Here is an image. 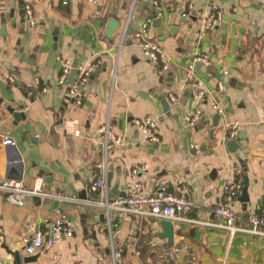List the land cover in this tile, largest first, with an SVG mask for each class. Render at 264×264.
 Wrapping results in <instances>:
<instances>
[{"label": "crops", "instance_id": "1", "mask_svg": "<svg viewBox=\"0 0 264 264\" xmlns=\"http://www.w3.org/2000/svg\"><path fill=\"white\" fill-rule=\"evenodd\" d=\"M190 2L204 14L208 4L217 5L222 12L217 27L202 31L200 17H184ZM31 5L34 26L25 19L23 0H0V179L22 181L27 189L40 183L43 193L69 199L29 196L18 207L0 196V264H264V236L231 233L213 213L227 200L240 217L235 227L249 229L248 217L259 216L264 205V0H31ZM144 24L148 39L168 59L165 77L152 70L137 45L135 34ZM201 56L210 64L195 63V77L207 91L197 98L185 71ZM61 61L72 69L95 67L75 100L68 95L75 72L71 82L68 75L66 84L58 83ZM214 100L222 115L213 110ZM9 108L24 117L14 124ZM197 112L198 120L187 127L186 118ZM142 119L155 123L158 142L136 128L134 122ZM106 124L123 140L104 161L98 129ZM232 124L238 125L237 140L243 133L234 151L227 147ZM134 165L147 167L138 175L146 194L158 186L176 194L186 186L195 206L184 216L190 221H171L173 245L187 247L195 260L164 256L173 245L157 237L160 220L115 213L108 229L105 216L100 218L103 209L89 204L104 197L90 189L95 181L105 182L109 200L125 195ZM238 177L242 190L227 199L221 187ZM57 211L65 214L72 236L44 245L32 262L22 260L24 250L16 259L12 246L22 247L31 227L47 236Z\"/></svg>", "mask_w": 264, "mask_h": 264}, {"label": "built area", "instance_id": "2", "mask_svg": "<svg viewBox=\"0 0 264 264\" xmlns=\"http://www.w3.org/2000/svg\"><path fill=\"white\" fill-rule=\"evenodd\" d=\"M25 19L30 26L36 24L34 18L31 0H23ZM156 9V17L161 16V12L158 8V4L154 2ZM209 12L204 14L199 10L195 9L192 2L188 3V13L183 15L190 17H200L202 21V31H208L212 28L217 27L218 23L222 20V12L214 3L208 4ZM137 40V45L139 46L143 57L151 66L152 70L157 74H161L164 77L169 71L168 59L163 52L161 46L152 42L147 36V25L144 24L140 30L135 34ZM200 62L203 65H209L210 61L206 56H201L193 60L185 71V81L190 87V94L193 97H202L207 94L202 83L195 77V63ZM93 66H79L73 69L76 78L72 81L69 86L68 95L74 100L77 98L79 90L81 87L89 80L93 70ZM72 70L68 61H61V71L58 76V83L64 85L67 83V78L69 72ZM10 82H14L13 77H8ZM219 91H222V86L219 84ZM169 96V101L172 103L177 102V98L171 95ZM213 110L218 114L222 115L223 110L219 106L217 100L211 103ZM198 112L190 117L186 118L187 127H193L198 120ZM264 119V112H263ZM69 124V122H66ZM136 128L141 131L148 141L152 143L158 142V137L156 135L157 127L155 123L150 119L136 120L134 122ZM228 130V139L235 140L237 138L238 125H230ZM98 133L102 135L103 143V158L106 160L108 152H110L115 146L122 144V137H118L109 131L108 125H103L99 127ZM78 134V132H76ZM197 149L196 145H193ZM147 169L146 165H134L128 173V183L127 192L124 196H115L112 200L107 197V187L103 181H95L91 184L90 189L92 191H101L104 195L102 200L99 201H88L89 204H97L103 209L105 216L106 227L110 229L111 218L115 213H124L131 216H148L158 220H183L190 221L184 218L191 209L194 208L193 201L188 198L185 194L187 192L186 186L181 184L177 189V193H170L166 190L164 186H158L150 194L144 192L143 184L138 180L139 173ZM240 169H236L235 174L240 175ZM242 190L241 178L238 177L235 181L224 184L221 187V194L226 196L227 199H235ZM0 196L4 200L12 205L22 207L27 197L37 196L40 198H53L55 200L65 201L69 199L68 197L60 193H43L40 190V183L34 186L32 189H27L24 187L22 181L11 180V179H0ZM213 213L215 219L226 229H229L231 233L235 231H245L252 234H258L264 236V205L262 207L259 216L251 215L248 217V222L250 223L249 229L237 228L236 224L240 221L238 214L231 208L229 201L224 200L214 207ZM31 235L27 238H23V246L28 244L24 253L26 256H33L42 251L44 245L53 246L60 241V238L65 235L71 237L73 234L72 229L68 225V220L64 213L57 211L54 218L48 224V234L45 232L34 231L31 227ZM184 254L190 257V260H195V256L189 253L187 247L185 246H170L164 250V256L175 257L176 255Z\"/></svg>", "mask_w": 264, "mask_h": 264}, {"label": "water", "instance_id": "3", "mask_svg": "<svg viewBox=\"0 0 264 264\" xmlns=\"http://www.w3.org/2000/svg\"><path fill=\"white\" fill-rule=\"evenodd\" d=\"M113 27V24H111V28L109 29H112ZM109 35V33H107V36ZM103 68H105V66L103 65ZM106 69H99L98 73L101 72V71H105ZM96 71L93 73L92 75V78L93 76L97 75L98 74ZM73 74H74V71L73 69L70 71V74H69V82H71L73 80ZM9 113H11L13 119H14V124H16L17 122H19L20 120V117H24L23 113H20V112H16L14 111V109H11L9 108ZM242 132L238 134V140H230L228 143H227V147L230 151H234V150H237L240 148V145L238 144V141L239 139H241L242 137ZM244 189V188H243ZM124 195V194H123ZM123 195H120V196H123ZM242 195L246 196V190H243L242 192ZM101 220H104V214H102L100 216ZM159 225L162 227V231L160 233H157V237L159 239H165L166 242L169 244V245H173V235H174V229H173V224L171 223L170 220H160L159 221ZM18 242V241H17ZM18 244V243H17ZM28 244H26L25 246H12V249H13V252L12 254H14V256L16 257V259H20V251H23L25 249V247L27 246ZM39 256V253H37L36 255H33V256H26V257H23V261L24 262H32L34 260L37 259V257ZM165 264H168V263H165Z\"/></svg>", "mask_w": 264, "mask_h": 264}]
</instances>
